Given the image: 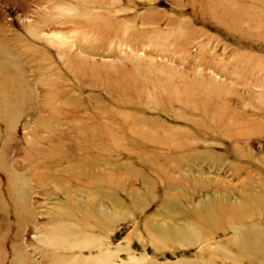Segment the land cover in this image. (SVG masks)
<instances>
[{"label": "rangeland", "instance_id": "obj_1", "mask_svg": "<svg viewBox=\"0 0 264 264\" xmlns=\"http://www.w3.org/2000/svg\"><path fill=\"white\" fill-rule=\"evenodd\" d=\"M259 240L264 0H0V264H264Z\"/></svg>", "mask_w": 264, "mask_h": 264}, {"label": "bare ground", "instance_id": "obj_2", "mask_svg": "<svg viewBox=\"0 0 264 264\" xmlns=\"http://www.w3.org/2000/svg\"><path fill=\"white\" fill-rule=\"evenodd\" d=\"M180 37H181V35L179 36V38H180ZM183 37H184V36H183ZM183 37L180 38V39H183ZM179 38H178V39H179ZM165 42H166V41H164V42H163L162 44H160V45L167 46V44H166ZM82 76H83V75H82ZM82 76H81V77H82ZM78 77H79V76H78ZM95 78H96V77H95ZM90 80H91V79H90ZM123 80H124V77L122 78V81H123ZM80 81H81V83H82L83 81L88 82L87 79H85V78H84L83 81H82V79H80ZM108 81H112V80H103V81H100V82H98L97 80H95V81H94V84H95V85H99V87H100V86H104L106 83L108 84ZM115 82H116V80H115ZM139 93H140V92H139ZM139 95H140V94H139ZM219 207H220V206H219ZM219 207H218V208H219ZM218 208H217V209H218ZM207 209H208V208H207ZM207 209H206V214L211 215L210 217L214 216V211H212L213 209H212V208H211V209H208V210H207ZM220 209H221V208H220ZM220 209H218V210H220ZM222 209H223V208H222ZM224 210H226V208H225ZM224 210H223V211H224ZM226 211H227V210H226ZM226 211H225V212H226ZM228 211H229V210H228ZM228 211H227V212H228ZM225 212H224V213L222 212L221 214H224V216H226V215H225V214H226ZM229 212H230V211H229ZM205 216H206V215H205ZM222 216H223V215H222ZM212 219H213V217H212ZM59 223H62V222H59ZM57 226H58V224H57ZM68 226H69V225H68ZM217 226H218V225H216V227H217ZM67 228H68V227H67L64 223L60 224V228H59V230L54 234L55 237L57 236V237H60V238L64 239L63 237H70V236H73V235H74L76 238H78L79 233H78L77 231L73 232L72 230H70V229H72V226H69V228H70L69 230H67ZM158 230H159V232H160V231H161V227H160ZM163 232H167V231H163ZM194 232H195V231H194ZM194 232H193V233H194ZM166 236H167V237H178L179 239H180V238L182 239L183 237H187V234H185V233H183V232H181V231H180V232H177V231H175V230H168V233L166 234ZM167 239H170V238H167ZM255 240H256V239H255ZM255 240H254V241H255ZM82 241H83V240H81V242H82ZM251 241H252V240H251ZM254 241H253V242H254ZM45 242H46V241H45ZM48 242L53 244V241H51V240H48ZM255 242H257V241H255ZM255 242H254V243H255ZM247 243H248V242H247ZM254 243H253V244H254ZM249 244H250V243H249ZM257 244H258L257 246H258L259 249H262V248L264 247L263 243L260 242V240H259V243H257ZM55 245L57 246V243H56ZM55 245H54V246H55ZM250 245H251V244H250ZM243 247H244V246H243ZM65 248H66V247H65ZM263 250H264V248H263ZM256 251H257V250H256ZM256 251H255V252H256ZM250 252H251V251H250ZM258 254H259V253H258ZM239 255H240V254H239ZM249 255H250V254H249ZM261 255H262V254H261ZM261 255H260V256H261ZM263 255H264V254H263ZM242 256H243V255H242ZM253 256H254V255H253ZM258 256H259V255H258ZM240 257H241V256H240ZM248 257H249V256H248ZM240 260H241V259H240ZM241 261H242V260H241ZM262 261L264 262V257H263ZM99 262H100V261H99ZM260 263H261V261H260Z\"/></svg>", "mask_w": 264, "mask_h": 264}]
</instances>
